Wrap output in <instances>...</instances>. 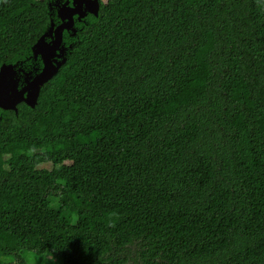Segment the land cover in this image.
I'll return each instance as SVG.
<instances>
[{"label":"trees","instance_id":"1","mask_svg":"<svg viewBox=\"0 0 264 264\" xmlns=\"http://www.w3.org/2000/svg\"><path fill=\"white\" fill-rule=\"evenodd\" d=\"M88 22L36 107L2 112L0 264H264V0H106ZM47 24L0 0V67Z\"/></svg>","mask_w":264,"mask_h":264},{"label":"water","instance_id":"2","mask_svg":"<svg viewBox=\"0 0 264 264\" xmlns=\"http://www.w3.org/2000/svg\"><path fill=\"white\" fill-rule=\"evenodd\" d=\"M41 1L46 3L49 24L27 57L0 67V121L2 112L17 114L20 104L36 107L41 90L66 63L74 39L89 24L90 16H98L102 3V0Z\"/></svg>","mask_w":264,"mask_h":264},{"label":"rangeland","instance_id":"3","mask_svg":"<svg viewBox=\"0 0 264 264\" xmlns=\"http://www.w3.org/2000/svg\"><path fill=\"white\" fill-rule=\"evenodd\" d=\"M106 0H102L105 2ZM21 258L27 262V264H61L58 257L49 252H35V251H24L20 253Z\"/></svg>","mask_w":264,"mask_h":264},{"label":"clouds","instance_id":"4","mask_svg":"<svg viewBox=\"0 0 264 264\" xmlns=\"http://www.w3.org/2000/svg\"><path fill=\"white\" fill-rule=\"evenodd\" d=\"M114 226H115L114 223L109 224V227H114Z\"/></svg>","mask_w":264,"mask_h":264}]
</instances>
